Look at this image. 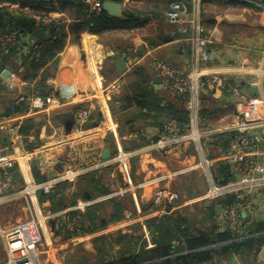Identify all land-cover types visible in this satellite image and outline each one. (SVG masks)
<instances>
[{
	"label": "crops",
	"instance_id": "0c3cea01",
	"mask_svg": "<svg viewBox=\"0 0 264 264\" xmlns=\"http://www.w3.org/2000/svg\"><path fill=\"white\" fill-rule=\"evenodd\" d=\"M172 1L175 0L117 1L124 10L127 6H132L142 12L146 16L144 22L148 19L146 25L129 31H109L98 37L85 32L80 42L70 35L63 52L35 76H32L28 66L31 42L36 40L31 34L20 38V45L6 62L0 60V115L5 112L6 107L18 106V112H13L10 117H0V226L9 227L26 219L37 218L43 233L42 264H102L120 256L136 255L144 249L147 242L148 246L151 242L148 222L166 216L189 214L193 219L191 228L186 230L194 234L200 228L215 227L219 230L216 221L220 212L217 211L215 215L211 212V207L217 206L218 202L201 200L210 187L207 172H202L205 179L196 180L199 186L194 182L186 185L192 188L191 198L180 187V178L165 182L163 185L180 191L183 197L181 202L172 206L155 202L157 184L142 186L159 177L178 173L183 167L193 163L195 157L188 154L189 149L185 155L182 152L167 154L145 151L134 156L130 160L131 184L117 164H102L105 149L110 150L112 158L117 153L116 139L108 129L113 124L118 125L120 146L125 152H131L156 140L161 122V119H152L160 112L151 111L148 114L135 101L130 106L126 105L123 97L129 82L127 74L133 67L126 74H121L114 62L122 58L128 65L134 62V66H143L150 78V86L160 94L163 89L154 84V79L159 78L154 67L155 61H164L185 70L191 69L192 45L183 40L184 36L163 15ZM179 1L188 3L191 11L200 20L203 35L209 39L208 50L213 61L205 67L204 72L208 76H230L246 88L245 85H249L255 78L258 62L264 61V12L247 5L204 4L202 0L199 3L196 0ZM4 3L12 5H6L5 9L32 15V19L37 22L41 16L32 14L29 8L20 10L21 2L18 0ZM54 11L61 13L59 20L63 22V26L68 28L72 24L71 12L64 11L61 7H54ZM145 27H154L148 37L131 35ZM46 36L47 33L44 32L43 38ZM7 71L10 75L4 78ZM14 73L19 75L17 81L11 78ZM48 82L55 84L58 95L65 104L59 108H46L36 115H23L22 107L17 104L19 96L40 95L47 98L50 91ZM112 86L116 112L114 117L110 109L113 122L104 116L101 106L106 90ZM211 89L207 93L211 98L208 104L210 110L203 119V127L212 131L223 130L233 122L234 108L243 109V106H237L235 98L226 92L222 93L215 86L212 93ZM67 91L70 95H66ZM162 101L160 109L165 108L168 102L164 99ZM85 110L90 115L82 129L88 133L81 136L75 130L78 127L75 116ZM100 114L103 121H100ZM147 115L151 117L147 118ZM22 116H26L24 120L34 118L37 129L29 135L15 137L11 132L12 122ZM213 142L206 143L205 147L209 150L206 154L213 160L212 173L222 179L223 173L219 171L222 164L217 158L224 149L213 145ZM27 154L33 155L34 161L38 162L40 174L47 181L62 176L69 170H84L75 181L64 182L67 184L63 188V200L68 205L76 203L72 207L81 201H97L93 206L73 214L81 217L90 212L95 214L96 219L101 220L95 230L89 229L84 235L71 233V238L63 239L56 220L48 218L51 203L43 200L44 195L41 200L37 198L38 202H31L28 196L4 201V198L24 190L27 184L34 182L32 171L25 161ZM253 158L264 161V149H260ZM8 170L14 172L12 187L4 192L1 189L5 180L3 172ZM116 193L120 195L114 196ZM100 199L103 200L98 201ZM228 199L232 201L234 197ZM251 199L255 203L256 211L244 220L245 230L250 234L255 232L258 223L264 222V187L251 193ZM13 208L19 210V216L14 215ZM53 224L56 225L57 233L52 230ZM101 248L103 251H100ZM7 260L8 254L0 239V264ZM249 260L264 264V246L246 255L231 254L222 260L214 259L206 264H247Z\"/></svg>",
	"mask_w": 264,
	"mask_h": 264
},
{
	"label": "built area",
	"instance_id": "2783aa9c",
	"mask_svg": "<svg viewBox=\"0 0 264 264\" xmlns=\"http://www.w3.org/2000/svg\"><path fill=\"white\" fill-rule=\"evenodd\" d=\"M51 1V0H46ZM59 0H53L55 8L59 7ZM88 5L91 11L99 13L103 10L106 1L116 0H82ZM242 1V0H239ZM248 4L255 5L264 12V4L254 2L253 0H243ZM199 3V0H196ZM12 6L11 3L0 2V9L5 6ZM61 13L51 11L48 14L41 15L38 19L42 30L57 25L63 26L60 19ZM165 20L176 26L178 33L184 36L183 40L192 45V63L191 69L173 66L164 61H155L154 67L162 81V89L174 98L185 99V108L188 112V123L180 126L175 119L167 120L159 128L157 139L152 140L146 146L131 152H125L118 142V125L113 124L109 131L113 134L117 142V153L105 166L117 164L123 174L131 184L130 160L134 156L141 155L145 151L158 153L182 152L193 150L195 161L183 167L178 173L171 174L169 177H159L144 185H158L155 192V202L165 203L172 206L181 202L183 197L180 191L163 185L169 179L173 180L178 176H185L192 172H207V180L210 184L209 189L201 198L202 201H215L222 205L219 216L217 217L216 226L219 231L230 232L238 235V240L249 238L252 235L245 230V217L255 214L256 206L251 199V193L257 188L264 187V161L253 158L260 149H264V61L258 62V69L255 78L249 82L252 88L257 89V93H251L242 87L240 82L226 75L208 76L204 72L212 61L209 47V39L203 35V28L199 18L191 11L190 6L185 1L175 0L170 3L169 9L164 13ZM17 42V33L10 32L0 36L2 51L6 52L8 48L14 46ZM32 56H39V46L36 40L31 42ZM13 81H17L18 74H12ZM51 92L44 98L40 95L27 96L21 95L17 99V104H23L28 107L29 115H36L46 108H59L65 104V101L58 95L57 89L53 82H48ZM212 86L218 88L222 93L226 92L229 96L235 98L237 106L242 105L243 109L235 107L233 111V122L225 129L212 131L203 127L202 94H207ZM114 86L108 88L102 101L104 116L112 121V115L109 103L113 99L112 91ZM89 111H80L75 116L78 127L76 132L84 136L88 132L82 129V125L88 121ZM22 116L12 122L11 132L15 137L20 136L19 130L22 122ZM229 134L230 139L226 150L220 152L217 160L219 163L230 165L231 177L226 185L221 184L212 173L213 160L207 157L205 145L208 142L217 141L219 136ZM188 151V150H187ZM186 152V153H185ZM25 161L31 169L34 161L33 155L27 154ZM220 165V164H219ZM84 173V170H69L62 176L48 180L42 185H36L35 182L27 184L24 190L12 194L4 201H12L17 197L28 196L31 202L37 201L36 193L42 189L43 195L48 196L53 189L60 183L73 182ZM5 177L1 184V189L7 192L12 187L13 170L3 172ZM120 193L114 194L118 196ZM234 197L232 201L229 197ZM100 199L98 201H101ZM97 201L79 202L75 207L62 210L56 213H49L50 220H56V223L63 227L65 231L79 234L82 230V217L80 212L87 207L93 206ZM0 239L3 241L8 260L3 264H42L41 253L44 250L42 227L37 218H31L24 222L16 223L9 227L0 226ZM153 247L149 242L148 248Z\"/></svg>",
	"mask_w": 264,
	"mask_h": 264
},
{
	"label": "trees",
	"instance_id": "16d2710c",
	"mask_svg": "<svg viewBox=\"0 0 264 264\" xmlns=\"http://www.w3.org/2000/svg\"><path fill=\"white\" fill-rule=\"evenodd\" d=\"M13 1V0H0V2ZM21 2V9L29 8L32 14L38 15L48 14L54 11V2L46 0H18ZM254 2L264 4V0H253ZM205 4L212 3H224L226 6H249L261 10L259 7L247 4L239 0H202ZM59 7L64 11H69L73 15V22L67 28L65 26H57L56 24L51 26L47 33L46 38H37L36 32L42 29L40 22L32 19V15L10 11L8 9H0L4 13V24L0 28V36L5 33L16 32L17 42L14 46L8 48L5 52L2 51L0 44V60L6 62L11 56V53L17 49L21 43L23 36L31 34L36 39L39 46V56H34L28 63L30 73L35 76L37 72L47 67L48 63L57 57L65 49L68 37L72 35L76 41L81 40L82 34L88 32L93 36H101L105 32L109 31H129L132 29H140L146 25L145 15L139 12L135 7L127 6L124 10L122 18L111 17L107 12L102 10L99 13L91 11L90 7L86 5L82 0H59L57 2ZM123 3V1H122ZM50 5V8L44 7ZM170 6V5H169ZM169 7L164 11V13ZM163 13V15H164ZM32 56V47L31 55ZM129 82L125 88V94L123 99L127 106H130L133 101L136 105L144 109L146 113H159L157 116H153L152 119L159 120V128L166 123L167 120L175 119L180 126L188 123V112L185 108V99L174 98L170 96L165 90L160 94L156 92L150 86V78L146 74V70L143 66H134L127 74ZM214 86H212L211 93ZM51 92V89L49 93ZM209 94V92H208ZM208 94L202 96V110L201 117L204 119L209 114L210 108L208 107L211 98ZM168 102L165 108L160 109L162 100ZM115 97L113 96L110 102V109L115 117ZM213 102V101H212ZM211 103V102H210ZM22 109L23 115L28 113V107L23 104H19ZM163 112V113H162ZM150 118L151 116H146ZM36 120L30 118L24 120L20 126V135H29L32 131H36ZM230 135L225 134L219 136L213 145L221 147L222 150L228 147ZM67 183H60L55 187L53 194L45 196L44 201L51 203V213H56L62 210L68 209V207L74 206L76 203H69L63 200V194ZM106 194V193H105ZM102 193V195H105ZM91 207V206H90ZM93 209V208H90ZM213 215L217 214L216 206L211 207ZM82 230L79 234L84 235L89 229L95 230V228L101 223V220L96 219L95 214L88 213L82 215ZM56 222V221H55ZM191 222L187 216H166L162 219L153 220L148 222V230L150 231L152 248H147L148 242L143 250L136 255L120 256L112 259L108 263L102 264H206L214 259L222 260L224 257L231 254L246 255L250 252L260 250L264 246V222L258 223L257 229L249 238L238 240V235H234L230 232H222L215 227L208 229L200 228L196 234L186 230L191 228ZM195 222V221H194ZM57 224V223H56ZM59 226V225H58ZM63 239L72 237V234L65 231L63 227H58Z\"/></svg>",
	"mask_w": 264,
	"mask_h": 264
},
{
	"label": "water",
	"instance_id": "95a60500",
	"mask_svg": "<svg viewBox=\"0 0 264 264\" xmlns=\"http://www.w3.org/2000/svg\"><path fill=\"white\" fill-rule=\"evenodd\" d=\"M103 10L105 12H107L108 15L111 17L122 18L124 15V8H123L122 4L119 2L106 1L103 5ZM3 22H4V13H3V11L0 10V27L3 26ZM36 35L40 38H43L44 32L38 31ZM114 64L117 68V71H119L121 74H126L130 68L134 67V62H131L128 65L127 61L125 59H122V58L116 60L114 62ZM9 75H10V73L7 71V72H5L3 77L7 78ZM154 84H156V85H158V87L162 88V86H161L162 81L160 78L154 79ZM245 87L247 88V90L252 91L254 93H257L256 88H252L249 85H245ZM66 95H70V93L68 94V91H67ZM13 112H18V106L6 107L5 112L3 114H1L0 117L1 118H8L13 114ZM103 120H104V118L100 114V121H103ZM111 159H112V154H111L110 150L105 149L103 151V154H102V164L108 163ZM38 166H39L38 162L33 161L31 164V171H32V175H33L35 184L36 185H42V184L47 182V179L43 175L40 174V170H39ZM219 171L221 173H223V179L220 182L222 185H226L229 182V179L231 177L230 165H228V164L221 165L219 168ZM36 196H37L38 200H41V198L43 197L42 189H39L37 191ZM221 208H222V205H221V203L218 202L217 206H216L217 211L220 212ZM52 230L55 233H57L55 224L52 225ZM100 251H103V248H101ZM247 264H259V263L256 262L255 260H249L247 262Z\"/></svg>",
	"mask_w": 264,
	"mask_h": 264
},
{
	"label": "rangeland",
	"instance_id": "374dc122",
	"mask_svg": "<svg viewBox=\"0 0 264 264\" xmlns=\"http://www.w3.org/2000/svg\"><path fill=\"white\" fill-rule=\"evenodd\" d=\"M117 1H121V0H117ZM144 8H146V7H144ZM8 10H10V9H8ZM11 11V10H10ZM153 30H154V27H145L144 29H142V30H140L139 32H135L134 34H131L132 36H135V35H141V37H148L149 35H151V33L153 32ZM117 33V32H116ZM115 34V33H114ZM115 36H116V34H115ZM205 152L206 153H209V150L205 147ZM188 154H190V155H192L193 154V150H190V152L188 153ZM209 155L207 154V157H208ZM201 173V174H200ZM178 178H180V187L182 188V190H184V191H186V195L189 197V198H191V193H192V188H188L186 185L188 184V182L189 183H191V182H194L195 183V185H197V186H199V183H197L196 182V180L198 179V180H200L201 178H203V179H205V177H202V172L201 171H199V172H192L189 176H179V177H177V179ZM14 209V215H16V216H19L20 215V212H19V210H17L16 208H13ZM188 213V212H187ZM44 214V213H43ZM186 214V213H185ZM45 215V214H44ZM188 217L187 218H189V220L191 221L193 218H191V216L188 214L187 215ZM26 220H28V219H26ZM26 220H24V221H26ZM24 221H22V222H24ZM1 222V221H0ZM19 223V222H18ZM16 224V223H15ZM1 225H3V224H1ZM51 226V225H50ZM63 238V237H62ZM43 258H44V255L41 253V261H42V263H43ZM63 259V258H62Z\"/></svg>",
	"mask_w": 264,
	"mask_h": 264
}]
</instances>
